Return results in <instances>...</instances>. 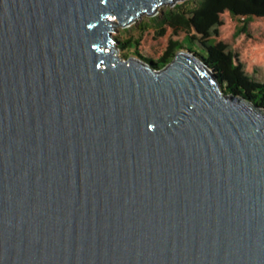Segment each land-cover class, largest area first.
Returning a JSON list of instances; mask_svg holds the SVG:
<instances>
[{
    "label": "water",
    "instance_id": "95a60500",
    "mask_svg": "<svg viewBox=\"0 0 264 264\" xmlns=\"http://www.w3.org/2000/svg\"><path fill=\"white\" fill-rule=\"evenodd\" d=\"M184 0H0V264H264V107L114 34Z\"/></svg>",
    "mask_w": 264,
    "mask_h": 264
},
{
    "label": "trees",
    "instance_id": "16d2710c",
    "mask_svg": "<svg viewBox=\"0 0 264 264\" xmlns=\"http://www.w3.org/2000/svg\"><path fill=\"white\" fill-rule=\"evenodd\" d=\"M237 18L242 25L235 29ZM150 21L120 47L134 49L157 69L189 49L213 69L227 94L264 107V0H197L194 8H168Z\"/></svg>",
    "mask_w": 264,
    "mask_h": 264
},
{
    "label": "rangeland",
    "instance_id": "374dc122",
    "mask_svg": "<svg viewBox=\"0 0 264 264\" xmlns=\"http://www.w3.org/2000/svg\"><path fill=\"white\" fill-rule=\"evenodd\" d=\"M197 0H184V1H179L174 7L171 6H162L158 10V14L155 16L157 17L160 15L162 12H164L168 8H175L176 6H181L183 9H191L196 6ZM154 17H148V16H143L142 19L137 20L136 23H133L127 28H119L118 31L114 34L116 40H117V49H118V57L119 59L125 61L130 58H137V56L134 55V49H128L124 50L123 48L120 47V42L126 41L128 39L135 40L136 38L139 37L141 31L139 30V25H145L149 24L151 21L150 19ZM242 23L240 19H234L232 26L235 29H238L241 27Z\"/></svg>",
    "mask_w": 264,
    "mask_h": 264
}]
</instances>
